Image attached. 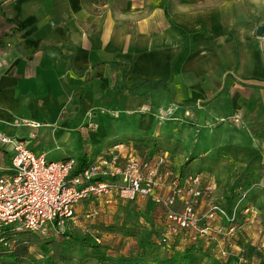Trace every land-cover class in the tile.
<instances>
[{
    "label": "crops",
    "instance_id": "1",
    "mask_svg": "<svg viewBox=\"0 0 264 264\" xmlns=\"http://www.w3.org/2000/svg\"><path fill=\"white\" fill-rule=\"evenodd\" d=\"M177 119L223 131L226 156L264 179V0H0L2 132L48 160L76 155L78 169L81 161L94 164L112 152L153 159L154 149H138L142 137L161 135L163 124ZM239 125L243 141L233 137ZM11 156V146L0 144V175L8 173ZM169 158L181 181L197 172L216 189L217 175L189 165L190 171ZM108 168L101 167L106 173ZM168 189L165 184L157 191ZM203 200L197 204L201 215L210 207ZM151 201L84 198L69 234L109 244L115 234L104 228L115 218L127 222L119 217L128 213L127 205L136 204V214L162 209ZM92 207L98 217L85 219ZM250 209L259 219L255 224L246 215L243 243L255 256L248 252L243 260L239 254V264L264 259V219L255 204ZM154 217L150 225L161 240L164 218ZM226 226L217 217L206 236L193 239L183 230L166 235V256L195 241L225 257L230 253L218 245L237 236L217 231Z\"/></svg>",
    "mask_w": 264,
    "mask_h": 264
},
{
    "label": "built area",
    "instance_id": "2",
    "mask_svg": "<svg viewBox=\"0 0 264 264\" xmlns=\"http://www.w3.org/2000/svg\"><path fill=\"white\" fill-rule=\"evenodd\" d=\"M0 144L12 148L8 173L0 175V233L3 227L13 226L15 230H26L39 237L65 235L77 224L76 206L80 201L103 195H115L124 202L137 197L150 198L163 210L166 235H176L183 230L193 239L206 236L211 221L225 216L222 202L211 204L202 215L198 213V201L214 190L213 184L201 186L203 178L199 173L185 176L184 184L179 175H174L171 183L165 182L173 175L165 171L166 152L156 154L151 160L112 152L109 158L101 157L97 163L77 170L75 158L48 160L44 153L30 149L24 140L1 130ZM104 166H111L108 173L102 171ZM165 184H168V192L159 193L157 189ZM179 201L182 205H178ZM97 213L92 207L83 217L91 219ZM217 231L233 235L236 227L230 223ZM166 235L161 239L163 243L168 242ZM95 242L100 244L101 240L95 238Z\"/></svg>",
    "mask_w": 264,
    "mask_h": 264
},
{
    "label": "rangeland",
    "instance_id": "3",
    "mask_svg": "<svg viewBox=\"0 0 264 264\" xmlns=\"http://www.w3.org/2000/svg\"><path fill=\"white\" fill-rule=\"evenodd\" d=\"M107 125L110 126L111 124ZM163 125L164 130L160 131L161 135L155 137L147 135L143 136L142 143L137 146L138 149L144 146L154 149L155 154L167 153L168 160L167 165L165 166V171L169 170L173 175L168 176L165 181L166 183H171L174 177V172L172 171L174 168L170 164V154L176 157L177 162H179L180 165L179 167H185L190 170V165L191 170H204L217 175V177L213 178L214 183L216 182V189L208 197L205 196L203 201L207 203L209 202L210 205H214L218 202H222V199H229L228 203L227 201L224 204L222 203L221 209L225 210L228 204L232 214L227 223H234L238 226V235L231 239L232 242H224L218 245L219 247L217 248V250L222 249L228 251V253H230L229 255H226L225 257L220 256L221 253L219 254V252H217L216 254L213 248L212 251H210L209 247L211 245L206 247L204 244H199L198 242L195 247L197 256L194 260V264H239V254H242L240 257L243 260H245V255H248V252L250 256H255L253 254V247L248 246V242L243 243L246 235L243 236L244 230H242V224L249 221L245 219L246 215H249L254 220L253 223L256 224L255 220L259 219L257 214L258 211L253 209H250L249 211L246 210L247 207L254 204L260 209L259 212L261 213L259 215L264 219V179H261L257 172H247V170L243 169L240 163L232 162L226 156L225 146H222L224 145L223 141L225 139L223 131L220 130L219 132H213L206 126H203L199 130L196 125L183 122L180 119L171 120L170 122L167 121ZM233 137H236L239 141L242 139L240 125L239 127H233ZM216 139L217 141L222 142V144L217 145ZM72 157L76 158V155H72ZM242 172H244V174L241 182L246 185L244 187L237 186L233 191H230V184L234 181L235 177ZM208 181V179L205 180L201 186L205 187L207 184L209 185ZM181 183H183V181ZM247 201L251 203L248 206ZM151 202L155 204V202ZM134 205L136 206V204ZM127 206L130 208L126 211L128 213L119 216L127 222L120 224L115 218L112 224L104 228V231L109 230L111 234H115V238L112 239L113 241L109 242V244L102 241V243L97 244L95 240L93 241L91 238L86 239L87 241L83 242L81 240L82 238L73 236V233L65 236H51L46 240V238L40 239L43 237H38L25 231L20 232L21 234L17 236H12V239H27L29 243V251L31 254H35L37 258H40L37 247L38 244H41V241L47 243V246L55 252L54 256L57 258L60 253L67 252V247H72V252L70 251L68 256L73 257V259L66 262L57 261V264H118L124 257L138 255L141 257L139 260L141 264H161L160 259L166 257V247L160 240V233H158L159 229H157V231L154 230V226L150 224L153 223V219H155L154 216L158 217L160 214H163V210H152L149 213L148 211H144L136 214L134 212L136 211L137 206ZM98 215L99 213H97L95 217H98ZM109 216L112 218L115 217V215L112 214H109ZM96 229H99V227ZM126 236L130 237V239H125ZM12 239L4 245H8L7 247H13L15 240ZM79 241H82L83 243H80ZM84 244L89 246L85 248L83 246ZM147 245L152 248V250H147ZM187 245H191V243L188 242ZM193 245L195 246L196 244ZM81 247L84 250L81 255H78V251ZM260 247L264 248V245ZM95 248L101 254L100 261L96 258L98 254L95 252L96 250L94 251ZM136 248L137 250L135 251ZM139 249H141V251ZM184 249L185 247L183 245L180 246L179 250L175 251H183ZM244 264L246 263L244 262Z\"/></svg>",
    "mask_w": 264,
    "mask_h": 264
},
{
    "label": "trees",
    "instance_id": "4",
    "mask_svg": "<svg viewBox=\"0 0 264 264\" xmlns=\"http://www.w3.org/2000/svg\"><path fill=\"white\" fill-rule=\"evenodd\" d=\"M141 84H146V81L139 82V85ZM149 84L151 85L154 84L153 86H156L157 84H161V83L159 82V83H153V84L149 83ZM84 164H85V160L81 161L80 167L81 168L84 167ZM77 170H79V168ZM243 174L244 172H242L237 177H235L234 181L229 186L230 191H233L235 188H237V186L244 187L246 185L245 183L241 182L243 179ZM226 201L228 203L229 199L228 200L223 199L222 203L224 204ZM228 206L229 205L227 204L225 210L223 209V213L225 215L223 220L226 222V225H229V223L227 222L230 220L231 214H232ZM232 224L236 227L235 233H237L238 235L239 231H238L237 224H234V223ZM25 231L26 230H15L13 226H5L2 228V231L0 233V245L3 246V247L0 246V263L1 264H57V261L66 262V261H71L73 259V257L68 256L72 247L70 248L67 247L68 248L67 252L65 251L63 253H60L59 257L57 258L54 256L55 252H53L52 249H50L47 246V243L45 241H41V244H38L37 248H38V253H39L40 258H37L35 254H31V252L29 251V243L27 239H17V240L12 239V236L13 237L15 235L17 236L21 234L20 232H25ZM65 235H71V234L67 233ZM45 238L46 240L49 239V237H43L40 239H45ZM11 239L15 240L13 247H7L8 245H4V244H7V242H9ZM81 240L83 242L87 241L85 238H82ZM82 241H79V242L83 243ZM193 244H196V245L194 246ZM197 244L198 242L194 241L191 243V245H188V247H185L183 251H174L169 256H166L160 259V263L161 264H194V260L197 256L196 249H195ZM83 246L87 248V246L89 245L84 244ZM83 250L84 249L81 247L78 251V255H81ZM94 251L98 254V256L96 257L97 260L100 261L101 254L98 252L96 248L94 249ZM140 258L141 257L139 255L133 256V257H126V258L124 257L123 259H121V261L118 264H141L139 261ZM257 264H264V259H261Z\"/></svg>",
    "mask_w": 264,
    "mask_h": 264
},
{
    "label": "water",
    "instance_id": "5",
    "mask_svg": "<svg viewBox=\"0 0 264 264\" xmlns=\"http://www.w3.org/2000/svg\"><path fill=\"white\" fill-rule=\"evenodd\" d=\"M263 32V27L259 26L257 27V33L261 34Z\"/></svg>",
    "mask_w": 264,
    "mask_h": 264
}]
</instances>
